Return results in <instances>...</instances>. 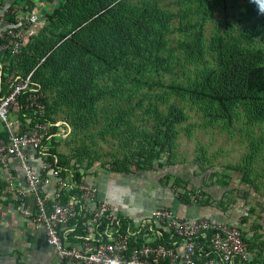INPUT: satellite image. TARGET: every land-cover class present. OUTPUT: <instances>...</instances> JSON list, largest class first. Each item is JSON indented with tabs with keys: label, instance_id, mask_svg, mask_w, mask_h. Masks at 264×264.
<instances>
[{
	"label": "trees",
	"instance_id": "obj_1",
	"mask_svg": "<svg viewBox=\"0 0 264 264\" xmlns=\"http://www.w3.org/2000/svg\"><path fill=\"white\" fill-rule=\"evenodd\" d=\"M15 5L5 14L11 25ZM218 12L223 18L215 17ZM45 17L43 28L18 55L3 56L13 73L10 83L32 72L30 89L19 96L22 125L16 132L38 122L51 124V137L43 145L63 177L67 171L78 183L85 176L81 171L98 159L87 153L85 143V150H76L71 158L58 153L59 127L54 124L59 113L71 139L101 140L115 148L108 164L118 174L132 173L131 167L153 171L156 163L172 165L174 142L191 111L203 124L225 125L227 130L234 122L264 125V14L250 0H62ZM34 92L42 94L43 117L25 107ZM250 143L244 160L249 166L258 156L264 161V138ZM162 154L166 164L158 162ZM197 165L202 173L208 171ZM242 169V181L257 193L247 167ZM212 177L214 173L207 176ZM72 192H65L60 202ZM175 198L191 202L188 194ZM119 222V231L126 232L127 224ZM104 228L96 240H106L99 235ZM80 231L77 227L76 234Z\"/></svg>",
	"mask_w": 264,
	"mask_h": 264
},
{
	"label": "built area",
	"instance_id": "obj_2",
	"mask_svg": "<svg viewBox=\"0 0 264 264\" xmlns=\"http://www.w3.org/2000/svg\"><path fill=\"white\" fill-rule=\"evenodd\" d=\"M9 12L7 7L5 14ZM37 21L36 14L28 10L22 16L17 15L13 25L0 19V53L18 55L28 43ZM31 77L32 72L10 83L14 78L10 72L6 79L11 89L0 98V121L6 124L8 137L0 143V167L7 169L14 161L21 169V178L10 182L19 210L35 227L44 230L47 244L61 263L251 264L248 244L237 226L207 218L187 220L174 215L169 208L153 209L140 227L119 231L120 222L110 205L98 198L97 187L85 180L76 183L68 173L63 177L62 169L48 160V147L43 141L51 137V124L35 123L22 134L13 130L8 121L9 111L19 109V96L30 89ZM41 98L42 94H30L25 107L43 117L45 108ZM54 125L61 127L59 122ZM56 136H60L58 132ZM28 150L40 154V171L30 165ZM50 186L53 187L51 198L45 193ZM70 189L73 194H68L66 202L61 203L60 199ZM188 196L193 203L203 198L200 191ZM28 199L32 201V208L27 206ZM104 224L99 235L106 240L98 241L97 233ZM77 227L81 235L76 234ZM68 238H76L77 242L71 243ZM165 238L168 243H163Z\"/></svg>",
	"mask_w": 264,
	"mask_h": 264
},
{
	"label": "crops",
	"instance_id": "obj_3",
	"mask_svg": "<svg viewBox=\"0 0 264 264\" xmlns=\"http://www.w3.org/2000/svg\"><path fill=\"white\" fill-rule=\"evenodd\" d=\"M61 1L28 0L32 6L25 7L24 2L19 0H0V19H5L6 8L15 2L14 9L17 15L22 16L23 11L27 10L34 12L38 21L32 26L31 37L43 28L46 23V14L56 8ZM7 64L8 62L5 60L3 54L0 53V98L7 95L11 89L9 83L6 81L9 76ZM8 121L15 132L19 130L22 124L19 121L18 110L15 108L10 109ZM28 122L29 120H26L25 124ZM7 137V126L0 121V143L5 142ZM28 160L35 170H41L42 158L36 151L28 150ZM72 163L70 162V165ZM90 170L81 171V173L85 174L83 180L97 187L98 198L110 205L116 219H121L125 222L127 229L134 230L140 227L148 219L150 212L156 208H169L174 215L187 220L207 218L214 222L234 225L237 228L241 224L238 222V218L245 211L244 207H242L243 204L237 203L234 205L237 208L234 217L233 208H230L231 206H228V209L224 211V208L219 204L221 200L216 203L208 197L213 192L211 186L204 187V189H211L208 193L198 190L202 193L203 198L197 203L190 202L189 204H184L178 202L175 195L168 188L149 185L145 183L147 181L143 182V176L137 172L118 174L106 171L101 166L99 168H95L94 166V169ZM66 173L69 176L70 173L67 171ZM21 176V169L14 161L10 163L7 169L0 167V264H68L61 263L58 260L53 248L46 242L44 230L35 227L32 222L22 216L17 204L14 188L10 185L11 181L14 182L21 178ZM133 182L137 184L136 187H129L128 185L130 183L132 185ZM138 184H141L140 190L138 189ZM142 184L148 185L149 189L147 192L143 190ZM45 191L46 196L51 198L53 187L50 186ZM27 206L29 208L33 207L31 199L27 200ZM250 221L251 219L248 220V222ZM241 226H243L241 232H243L245 241L247 240L246 242L251 244V250L249 251L252 259L251 264H259L257 262L259 256L263 255L264 257V253L259 254L256 251V247H258V250L263 247L261 238H264L262 236L264 234V225L255 226L250 223L247 225L245 222ZM70 241L71 243H75L77 239L71 238Z\"/></svg>",
	"mask_w": 264,
	"mask_h": 264
},
{
	"label": "rangeland",
	"instance_id": "obj_4",
	"mask_svg": "<svg viewBox=\"0 0 264 264\" xmlns=\"http://www.w3.org/2000/svg\"><path fill=\"white\" fill-rule=\"evenodd\" d=\"M163 1L171 2L172 0ZM223 16L224 14L220 12L215 15L216 18H223ZM210 26L212 25L209 24L208 27ZM189 115L188 121L183 126L184 129L179 130L178 137L174 142L172 155L169 161L172 165L159 167L156 163L155 170L153 171H134L135 169L131 167V172H137L142 175L143 182L147 181L145 183L149 185L168 188L175 196L179 193L191 194V190L194 192L201 190L202 192L206 191L208 193L211 189H204L201 187L203 183H207L213 188V192H211L208 197L216 203L221 200L219 204L224 208V211L228 209V206H231L230 208H233L232 212L234 217L237 210L234 205L237 203L243 204L242 207H244L245 211H243V214L238 218V222L241 223V219L243 218L244 220L246 219L245 222L247 225L250 223L255 226H263L264 161H262V156H258L250 162L249 166L244 160H246L250 151L249 149H251L249 148L251 145L250 142L256 141L260 139V137L264 138V125L259 128L257 126L246 127L240 122H234L232 128L227 130L225 125L222 126L218 124L212 126L205 123L203 124L195 111L189 112ZM62 118L63 115L60 113L56 116V120H58L59 123L64 122ZM69 131L70 129L65 131L63 127H60L58 130L60 136H58L59 139L55 141L58 143L57 151L59 154L62 153L65 154L67 158H71V155L76 153V150H85L82 148V145L85 143L87 153L98 159L87 170L91 169L90 171H92L94 166L95 168H99V166H102L101 164L104 163L103 169L110 171L108 162L111 160V156L115 149L113 146L111 147V144H106L101 140L91 143L76 138L71 139L70 136H68L69 133H67ZM71 162H74V160ZM158 162L166 164V162H168L166 155L162 154ZM198 162L200 164L202 163L203 168L208 169L206 173L201 172L202 170L197 165ZM245 166L248 169L246 171L247 176L254 182V185L258 189L257 193L254 191V188L245 185L242 181V176L244 174L242 168H245ZM208 173H214L215 177L208 179ZM182 179L185 180L186 183L183 182ZM216 180L220 182L214 183L215 185L212 186V182ZM136 185L137 184L133 182L132 185L130 183L128 186L136 187ZM142 185L143 190L147 192L149 189L148 185ZM138 189H141V184H138ZM246 190L248 191V195L246 198H243V193ZM186 215L188 214L186 213ZM250 219L252 223L251 221L248 222ZM238 229L241 232L243 226L240 224ZM262 236H264V234ZM261 240L263 241V247L261 248L263 251L261 249L258 250V247H256V251H258L259 254L264 253V238H261ZM257 262L259 264H264L263 255L259 256Z\"/></svg>",
	"mask_w": 264,
	"mask_h": 264
},
{
	"label": "clouds",
	"instance_id": "obj_5",
	"mask_svg": "<svg viewBox=\"0 0 264 264\" xmlns=\"http://www.w3.org/2000/svg\"><path fill=\"white\" fill-rule=\"evenodd\" d=\"M250 2L256 5L259 14H264V0H250Z\"/></svg>",
	"mask_w": 264,
	"mask_h": 264
}]
</instances>
